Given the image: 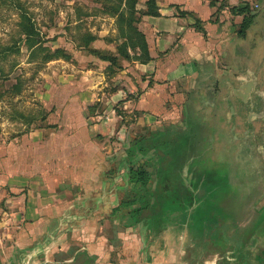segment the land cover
Returning <instances> with one entry per match:
<instances>
[{"label":"crops","instance_id":"0c3cea01","mask_svg":"<svg viewBox=\"0 0 264 264\" xmlns=\"http://www.w3.org/2000/svg\"><path fill=\"white\" fill-rule=\"evenodd\" d=\"M143 1L138 8L144 10ZM156 1L160 16L144 15L139 25L152 61L134 62L132 69L114 74L85 70L82 80L70 81L77 85L53 89V101L51 97L44 101L50 108L46 117L34 115L30 126L36 122L38 126L20 139L15 137L6 148L5 161L0 162V204L4 207H0V264H264V245L254 244L262 240L256 229L235 245L231 234L242 236L241 228L224 235L221 222L209 218L200 224L201 229L194 227L193 221L200 219L194 213L200 202L195 201V193L191 205L187 202L162 218L139 217L137 224L125 225L130 215L120 205L125 189L130 188L129 164L126 147L117 148L112 138L118 134L123 139L122 117L115 105L126 100L124 107L138 110L140 122L155 124L168 98L166 89H160V78L170 80V86L190 78L186 105L212 102L216 80L232 77L235 61L231 58L246 39L231 31L233 16L229 6L219 9L221 0ZM226 1L236 6L245 0ZM218 16L220 22L214 21ZM197 19L206 34L193 26ZM179 36L183 50L172 51V58L165 62L158 61V53ZM113 81L115 87L125 86L129 95L142 92L133 101L123 87L107 88ZM99 102L103 113L88 119L83 109ZM19 117L27 127L22 113ZM18 140L24 142L20 148L15 145ZM198 177L190 175L182 181L197 191ZM158 222L161 229L156 230Z\"/></svg>","mask_w":264,"mask_h":264},{"label":"rangeland","instance_id":"374dc122","mask_svg":"<svg viewBox=\"0 0 264 264\" xmlns=\"http://www.w3.org/2000/svg\"><path fill=\"white\" fill-rule=\"evenodd\" d=\"M139 2V5L144 3L143 0ZM247 2L250 4L248 14H259V16L255 18L254 24L244 37L246 39L240 42L241 46L236 47L234 57L231 58V61H235L232 67L237 71H243L248 67L253 70L258 69L263 74L264 0H245L236 7H243ZM104 3L105 1L99 0H0V50L4 46H11L13 50H16V52L11 50L5 55H0V162L5 161L6 148L10 147L15 137L20 139V136L26 133L25 131L38 125L37 122L32 127L22 125L19 114L22 113L27 117L30 115L46 117L48 107L44 106V101L49 100L48 97H51L50 101H53L55 94H52L53 89L77 85L78 83L71 84L70 81L82 80L80 76L85 70L116 73L121 69H132L134 62L123 59L122 56H119V68L118 64L109 66V62L107 65L105 61H99L102 59L92 54L89 49L82 47L84 36L95 33L98 39L90 45V48L117 55V45L120 43L117 19L105 11L115 4L110 1L106 8ZM221 3L229 6L230 15L233 16L229 27H233L231 31L238 34L243 16L231 12L233 6L226 0H221ZM255 4H259V7ZM24 12L33 19L40 31L41 42L35 46L26 42V35L21 30V14ZM240 16L241 18L235 22V18ZM220 18L221 16H218L217 22H220ZM142 20L143 16L139 22ZM180 39V36L177 37L166 51L159 52L157 60L165 62V59L170 58L172 51L175 53L182 51ZM58 48L64 49L71 58L58 56L50 59V55ZM128 73L132 76L131 72ZM158 83L161 84L160 89H166L168 98L164 99L155 124L140 122L138 110L124 107L123 102L126 100H121L118 103L120 106L115 105V112L122 117L120 121L123 129V139L118 134L112 137L117 142V148L124 146L126 150L132 143L141 139L146 140L145 144L155 145L157 154L151 152V162L148 163L154 173L151 188L157 186L160 189L163 186V184L160 186V177L155 170L162 172V176L167 175L169 186L165 187L163 194L169 195L172 193L171 189L175 191L178 187L177 192H181L180 200L177 199L176 202L180 204L176 206L178 209L184 208L191 200L188 190L192 189V186L184 185L182 178L199 175L200 187L196 189L197 191L192 190V198L195 193V201L200 200L196 212L200 214L202 211L205 214V205L211 202L217 208V212H215L216 215H206L204 220L196 223L194 227L199 225L201 229L200 224L206 223L205 220L208 218L217 220L221 222V227L223 226L221 234L224 231L223 234L227 235L234 228H241L242 236L237 233L233 236L231 234L233 238L230 242L232 241L235 245L239 241L242 242V238L244 236L247 238L257 223L264 221V208L261 214H255V209L251 207L252 203L250 204L255 193L253 181L247 178L248 173L244 169L247 166L239 167L238 154L228 150H222L220 153L230 154L228 163L220 162L218 159L214 162L215 160L211 158L213 154L209 156L212 151L208 140L216 138L214 132L219 130V123L213 120L214 126L209 125L205 121V115L198 110L199 105H186L191 94L189 93L192 85L190 78L179 81L174 86H170V80L162 78L158 80ZM115 84V81L110 82L107 88H114ZM118 86L123 87L120 83L116 87ZM16 87L20 88V94H17ZM123 88L128 97V89L125 86ZM140 91L131 95L133 101L137 100V94ZM50 93L51 96H49ZM52 108L55 109L56 106ZM83 110L88 113L87 118L91 119L92 116L103 113V103L99 102L93 112L89 107ZM166 111L169 114H166ZM23 143L18 140L15 145L20 148ZM193 167L199 171L191 170ZM125 191V198H128L129 186ZM156 203L154 202L153 205ZM0 207L3 205L0 204ZM154 209L159 213L158 204L154 206ZM168 210L172 208L168 206L165 213H169ZM160 223H154L156 230L161 229ZM260 225L262 226H258L256 235L262 240L254 244L263 246L264 222ZM144 227L145 223L142 222V228ZM212 246L213 244H210V247Z\"/></svg>","mask_w":264,"mask_h":264},{"label":"trees","instance_id":"16d2710c","mask_svg":"<svg viewBox=\"0 0 264 264\" xmlns=\"http://www.w3.org/2000/svg\"><path fill=\"white\" fill-rule=\"evenodd\" d=\"M99 1H105V6L108 8V2L112 1L114 2L115 5L110 6L108 10H105L106 13L109 15L115 17L117 19V24H118V30H119V35L118 38L120 39V43L117 45V55L116 54H111V52L107 51H102L96 48H90V45L92 42L98 39V36L89 33L84 36V41H83V46L84 48H87L90 50L92 54H94L96 57L108 61L110 63L109 66L113 64H118L119 68V60L120 57L122 56L123 59L132 61V62H139V63H148L153 60V57L150 54L149 50V44L146 38L145 33L140 30L138 23L139 20L142 18L144 15H151V16H160V11L159 7L157 5L156 0H146L145 5L146 9H139V0H99ZM216 3H214L215 5ZM227 6L222 4L219 6V9H224ZM250 8L249 2L245 4L243 7H236L233 6L231 8V12L234 14L242 15L243 19L239 28L238 36L241 38H244L247 36L246 34L248 33L249 29L252 27L254 24L255 18L259 16V14H252L249 15L248 11ZM218 9V10H219ZM180 14L185 15L186 11H181ZM214 21H218V18L215 19ZM21 30L23 34L26 35V42L29 43V45L35 46L41 42L40 38V31L36 27L35 22L33 19L26 13L21 14V22H20ZM195 29L206 34V30L204 29L201 20L197 19L196 25H194ZM13 50V47L11 46H4L0 50V55H5ZM13 52H16V50H13ZM65 57V58H71L66 54L64 49L58 48L55 49V51L50 55V59L53 57ZM115 72L111 73L114 74ZM116 87L113 88V90ZM18 90L17 94L21 93V90L19 87H16ZM131 96V95H129ZM98 103L95 105L89 106V109L93 112L96 110ZM23 115V114H22ZM23 118H25V122L28 123V126L32 122H34V116L30 115L27 117L26 115H23ZM44 119V118H43ZM38 126V125H37ZM29 130V129H28ZM142 141V142H141ZM141 141L132 143L130 147L126 150L127 154V162H128V168H129V192H128V198H125L124 201H122V204L120 205V208H125L127 209L126 213L130 215V220L125 222V225L128 226H133L137 224L138 218H144L148 216H153L156 215L159 217H163L165 213V209H168V206L172 208V210L176 209L175 207L179 205L177 202V199L180 200L181 197V192H177L179 189L176 187V190H172V193L169 195H165L164 189L165 187L169 186L168 182L169 179L164 178L162 176V172H155L158 174L160 177V187L157 188H151V182L154 177L153 171H151L148 163L149 161L151 162V152H155L157 154V148L155 145H149L145 144L146 140L141 139ZM154 155V154H153ZM187 189L186 187H184ZM188 190V189H187ZM156 193V195H155ZM192 190H188V195L190 197V205L192 204ZM155 196L157 198H155ZM171 196V197H170ZM154 202H157L158 204V212L154 209L153 205ZM210 202V201H209ZM205 205V214L200 212H196L198 206L196 207L195 214L200 217V219L204 218L206 215L210 216L215 214L216 207L212 202L206 203ZM172 210H168V212H171ZM198 213V214H197ZM258 214H261L259 212ZM216 215V214H215ZM256 216V215H255ZM261 216V215H260ZM139 219V220H140ZM200 219L194 221V224L199 223ZM262 221L260 223H257L256 226L251 230L253 232L255 229H257L260 224H262ZM250 232V234H251ZM245 234V233H244ZM248 234L247 237L250 235ZM246 240L245 236L243 238Z\"/></svg>","mask_w":264,"mask_h":264},{"label":"flooded vegetation","instance_id":"af4514ba","mask_svg":"<svg viewBox=\"0 0 264 264\" xmlns=\"http://www.w3.org/2000/svg\"><path fill=\"white\" fill-rule=\"evenodd\" d=\"M214 90L212 102L197 107L209 125L214 126L213 120L219 123L216 138L208 140L209 156L213 154L214 162L228 163L231 156L220 154L222 150L238 154V166H247V178L253 181L250 204L258 214L264 208V73L249 67L234 69L232 77L216 80Z\"/></svg>","mask_w":264,"mask_h":264},{"label":"built area","instance_id":"2783aa9c","mask_svg":"<svg viewBox=\"0 0 264 264\" xmlns=\"http://www.w3.org/2000/svg\"><path fill=\"white\" fill-rule=\"evenodd\" d=\"M256 5V7H259V4H255Z\"/></svg>","mask_w":264,"mask_h":264}]
</instances>
